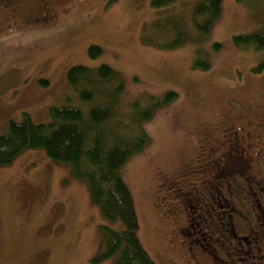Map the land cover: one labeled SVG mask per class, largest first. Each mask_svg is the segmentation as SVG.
Wrapping results in <instances>:
<instances>
[{
  "label": "rangeland",
  "instance_id": "rangeland-1",
  "mask_svg": "<svg viewBox=\"0 0 264 264\" xmlns=\"http://www.w3.org/2000/svg\"><path fill=\"white\" fill-rule=\"evenodd\" d=\"M54 1V18L20 24L18 14L26 11L20 8L7 15L9 25L0 22V135L24 114L46 123L51 106L87 110L88 103L67 83V69L107 64L123 83L111 125L117 122L132 135L138 124L150 138L119 170L133 200L141 246L155 264H241L239 254L231 259L214 243L206 247L210 254L191 235L175 233L181 206L173 196L177 190L166 181L197 187L196 155L210 135H219L230 121L244 127L249 116L264 115V68L253 71L264 61V49L233 41L264 26V0H221L220 16L199 42L191 24L196 0L158 9L150 0ZM166 15L182 18L189 41L171 49L155 45L161 37L152 23ZM14 19L17 24L10 25ZM215 43L220 45L216 51ZM91 44L101 48L94 59L88 56ZM197 47L208 55L207 69L192 67ZM168 90L176 96L148 120H138L139 109ZM208 192L214 194L213 188ZM200 196L189 203L196 211L204 206L203 217L214 215L211 227L221 228L216 212L225 203L222 208V200ZM190 218L193 223V213ZM105 227L119 229L121 223L103 219L85 181L43 149H25L0 166V264H111L112 259L92 261Z\"/></svg>",
  "mask_w": 264,
  "mask_h": 264
},
{
  "label": "trees",
  "instance_id": "trees-1",
  "mask_svg": "<svg viewBox=\"0 0 264 264\" xmlns=\"http://www.w3.org/2000/svg\"><path fill=\"white\" fill-rule=\"evenodd\" d=\"M175 1L150 0V6L164 8ZM220 13L221 0L195 1L191 24L196 42L209 33ZM152 26L161 37L155 42L160 48H175L190 39L178 15L158 18ZM233 41L237 46H251L256 51L264 49V26L246 35L234 36ZM218 48L220 45L215 43L213 49ZM87 51L89 58L94 59L100 55L101 48L91 44ZM192 67H209V58L203 49H195ZM263 68L264 61H261L253 71L260 72ZM66 80L78 98L88 103L87 110L71 105L51 106L46 123H34L26 114L20 122L10 120L0 135V166L9 164L23 150L36 148L43 149L50 159L70 166L72 174L87 184L90 201L98 207L102 218L121 223L119 229L103 228L102 240L92 261L101 263L112 259L111 264H155L137 239L133 200L119 173L130 156L147 145L149 135L138 124L132 135L118 129L117 122L111 125L123 83L107 64L92 68L73 65L67 69ZM40 84L46 86L47 82L41 80ZM175 96V91L168 90L159 99L151 98L137 112L138 120H148L155 109Z\"/></svg>",
  "mask_w": 264,
  "mask_h": 264
},
{
  "label": "flooded vegetation",
  "instance_id": "flooded-vegetation-1",
  "mask_svg": "<svg viewBox=\"0 0 264 264\" xmlns=\"http://www.w3.org/2000/svg\"><path fill=\"white\" fill-rule=\"evenodd\" d=\"M56 7L54 0H0V22L5 20L9 25L7 15L18 14L20 8L26 9L18 14L20 24L42 22L46 18H54ZM12 24H17V20L14 19ZM257 114L253 119L249 116L246 123H250L245 128L230 121V125H225L219 135H210V143L201 146L200 154L196 155V161L201 165L196 171L199 179L197 187H180L172 182V178L166 181L173 190H177V196H173L178 198L176 200L181 206V221L175 233L191 235L193 242L205 245L203 249L207 253L209 249L206 247L214 243L225 255L229 253L231 259L239 254L242 256L241 264H264V130L261 129L264 115ZM212 188L214 194L208 192ZM201 194L203 199L222 200L218 203L220 206L225 203L226 210L221 206L223 211L216 212L221 228L211 227L214 215L208 219L203 217L204 206L196 211V205L189 203L190 200L197 202L202 198ZM192 213L195 220L190 223ZM218 236L224 238L219 244ZM226 248L228 252H225Z\"/></svg>",
  "mask_w": 264,
  "mask_h": 264
}]
</instances>
